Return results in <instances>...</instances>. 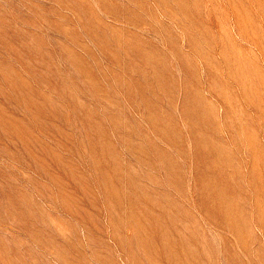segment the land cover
Here are the masks:
<instances>
[{"label":"rangeland","instance_id":"374dc122","mask_svg":"<svg viewBox=\"0 0 264 264\" xmlns=\"http://www.w3.org/2000/svg\"><path fill=\"white\" fill-rule=\"evenodd\" d=\"M0 264H264V0H0Z\"/></svg>","mask_w":264,"mask_h":264}]
</instances>
